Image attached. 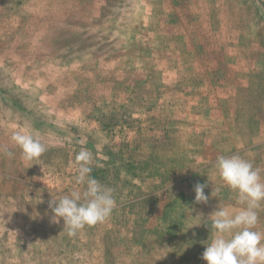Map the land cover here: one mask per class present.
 Segmentation results:
<instances>
[{"label": "rangeland", "instance_id": "rangeland-1", "mask_svg": "<svg viewBox=\"0 0 264 264\" xmlns=\"http://www.w3.org/2000/svg\"><path fill=\"white\" fill-rule=\"evenodd\" d=\"M261 119L264 0H0V264H206L204 221L241 208L214 161L264 177ZM15 131L47 151L23 160ZM82 148L116 207L68 237L48 204Z\"/></svg>", "mask_w": 264, "mask_h": 264}, {"label": "clouds", "instance_id": "clouds-1", "mask_svg": "<svg viewBox=\"0 0 264 264\" xmlns=\"http://www.w3.org/2000/svg\"><path fill=\"white\" fill-rule=\"evenodd\" d=\"M10 142L20 150L25 161L37 160L47 151L45 143L27 131L13 132ZM0 152L10 158L13 156V152L6 147H0ZM93 162L92 152L82 148L75 155L72 165L74 182L79 187L58 200L49 201L53 222L62 220L68 237L76 236L86 227L104 223L116 207L114 189L90 175ZM214 167L222 185L236 193L241 208L236 213H230L218 207L204 221L205 225L211 221L214 238L206 246L202 259L206 264H264V233L254 230L259 219L257 210L264 202L261 170L239 154L218 155ZM205 187L206 184L202 183L194 185L195 203H207L209 197L204 193ZM219 191L217 188L216 192ZM211 195L214 196L212 192ZM3 223L5 225L7 221L3 220Z\"/></svg>", "mask_w": 264, "mask_h": 264}, {"label": "crops", "instance_id": "crops-1", "mask_svg": "<svg viewBox=\"0 0 264 264\" xmlns=\"http://www.w3.org/2000/svg\"><path fill=\"white\" fill-rule=\"evenodd\" d=\"M261 122H260V125H262V123L264 122V119H261L260 120ZM261 130H263V129H261ZM240 138V137H239ZM238 138V139H239ZM241 139V138H240ZM264 142V134L262 133V134H259L258 136H256V137H254V139H253V141H252V143H251V146L253 145V146H257V145H260V144H262ZM244 148H246V146H244V145H240L239 144V146H237V144L236 145H234V148L232 149V152H236L237 150H239V149H244ZM204 163V162H203ZM206 163V162H205ZM203 167V166H202Z\"/></svg>", "mask_w": 264, "mask_h": 264}, {"label": "trees", "instance_id": "trees-1", "mask_svg": "<svg viewBox=\"0 0 264 264\" xmlns=\"http://www.w3.org/2000/svg\"><path fill=\"white\" fill-rule=\"evenodd\" d=\"M97 171H100V170H97ZM101 172H103V170H101Z\"/></svg>", "mask_w": 264, "mask_h": 264}]
</instances>
